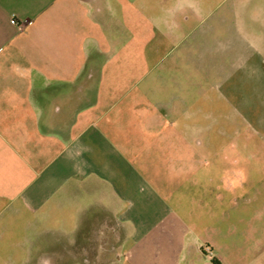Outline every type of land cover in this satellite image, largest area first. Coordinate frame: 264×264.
<instances>
[{
  "label": "crops",
  "instance_id": "1",
  "mask_svg": "<svg viewBox=\"0 0 264 264\" xmlns=\"http://www.w3.org/2000/svg\"><path fill=\"white\" fill-rule=\"evenodd\" d=\"M236 93L264 0H0V264H264Z\"/></svg>",
  "mask_w": 264,
  "mask_h": 264
},
{
  "label": "rangeland",
  "instance_id": "2",
  "mask_svg": "<svg viewBox=\"0 0 264 264\" xmlns=\"http://www.w3.org/2000/svg\"><path fill=\"white\" fill-rule=\"evenodd\" d=\"M241 94L236 93L237 105L224 103L220 108L223 115H231L232 119L236 120L235 124H223V131L228 133L236 131L242 135L252 133L254 134L253 144L255 147H259L260 144L264 143V102L262 99L255 98L246 107L240 101ZM226 142L227 140L223 139L222 145ZM245 142L241 139L238 140L239 146L242 148L245 147Z\"/></svg>",
  "mask_w": 264,
  "mask_h": 264
},
{
  "label": "built area",
  "instance_id": "3",
  "mask_svg": "<svg viewBox=\"0 0 264 264\" xmlns=\"http://www.w3.org/2000/svg\"><path fill=\"white\" fill-rule=\"evenodd\" d=\"M11 22L14 23V24H17V23H18L15 17H13V18L11 19ZM206 250H207L209 253H211V249H210V247H206Z\"/></svg>",
  "mask_w": 264,
  "mask_h": 264
},
{
  "label": "trees",
  "instance_id": "4",
  "mask_svg": "<svg viewBox=\"0 0 264 264\" xmlns=\"http://www.w3.org/2000/svg\"><path fill=\"white\" fill-rule=\"evenodd\" d=\"M212 262L214 263V264H223L218 258H216V257H213L212 258Z\"/></svg>",
  "mask_w": 264,
  "mask_h": 264
}]
</instances>
